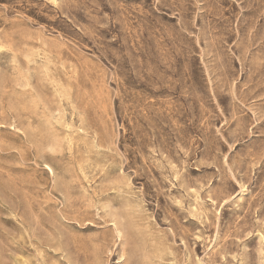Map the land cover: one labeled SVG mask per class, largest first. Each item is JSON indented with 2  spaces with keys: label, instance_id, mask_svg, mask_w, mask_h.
Returning a JSON list of instances; mask_svg holds the SVG:
<instances>
[{
  "label": "rangeland",
  "instance_id": "obj_1",
  "mask_svg": "<svg viewBox=\"0 0 264 264\" xmlns=\"http://www.w3.org/2000/svg\"><path fill=\"white\" fill-rule=\"evenodd\" d=\"M0 264H264V0H0Z\"/></svg>",
  "mask_w": 264,
  "mask_h": 264
}]
</instances>
